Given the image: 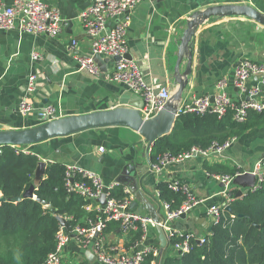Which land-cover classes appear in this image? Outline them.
I'll return each instance as SVG.
<instances>
[{"label": "crops", "instance_id": "obj_1", "mask_svg": "<svg viewBox=\"0 0 264 264\" xmlns=\"http://www.w3.org/2000/svg\"><path fill=\"white\" fill-rule=\"evenodd\" d=\"M38 1L55 8L66 21V26L57 37L0 30V130L24 129L39 124L37 113L47 106L53 108L55 118H60L75 113L128 108L141 101L125 86L107 80L113 62L104 63L101 67L105 72L101 71L98 77L79 69L76 58L90 54L91 38L77 16L79 7L89 0ZM3 2L9 6L13 0ZM245 2L251 3L250 0H140L127 13V55L137 62L155 89L167 87L173 93L175 42L181 36L187 16L211 5ZM73 11L77 14L72 26L68 27L66 16ZM72 41L76 42L75 46ZM34 53L40 58L34 59ZM242 59L264 64V27L243 17L213 18L198 27L193 38L192 71L181 106L195 98L214 97L218 92L217 83L221 80L226 83L225 92L230 101L236 104L240 94L234 85V64ZM30 76L36 77L35 90L26 95ZM257 83L258 78H252L247 85L251 87ZM24 97L34 108L27 115L18 111L19 102ZM260 97H264V90ZM25 148L28 154L46 162V166L48 163L76 166L96 173L104 184L118 183L119 189L128 196L129 209L132 205L130 210L142 216L163 218L166 212L157 186L159 183L178 182L201 203L193 209L190 220L178 219L172 227L203 237L212 226L208 223L206 209L227 201L223 185L209 177L205 168L218 165L242 173L252 172L256 162L264 159V121L234 138L221 154L205 159L195 156L168 165L160 173L150 169L147 144L143 138L128 128L91 130ZM100 148L104 151L100 152ZM132 159L135 162L130 169L128 165ZM125 168L128 173L121 177ZM135 175L138 177L133 180ZM135 186L142 194L139 202L134 195ZM238 190L240 188L234 185L230 188L235 193ZM246 191L242 190V196ZM98 204L92 202L88 205V212H97ZM161 230L166 240L167 233ZM135 234H122L111 225L103 231L101 238L118 253H133L141 246L159 251L161 233L156 227L149 226L146 234L142 233L140 240L132 243ZM90 248L80 245L71 235L61 255V264H99L90 256L93 254Z\"/></svg>", "mask_w": 264, "mask_h": 264}, {"label": "built area", "instance_id": "obj_2", "mask_svg": "<svg viewBox=\"0 0 264 264\" xmlns=\"http://www.w3.org/2000/svg\"><path fill=\"white\" fill-rule=\"evenodd\" d=\"M140 0H95L91 2L84 10L80 11L79 19L84 31L91 38V51L89 55H82L76 58L79 69L98 77L101 75L99 66L94 61V56L102 58L117 57L118 61L113 62V68L107 75V80L113 83H119L125 86L133 94L137 95L143 101L141 115L145 119L152 118L170 99L171 91L167 87L155 89L154 85L145 77L137 62L127 57L128 48L126 43V34L129 26L127 17L128 11L136 7ZM108 23L110 26L108 27ZM66 26V21L55 9L48 7L38 0H13L12 4L6 6L3 0H0V30L13 31L32 34L36 36L57 37ZM75 46L76 42L72 41ZM34 59L40 58L37 53L33 55ZM252 78H258L255 86H248ZM35 76L28 78L26 86V95H30L35 90ZM225 81L217 83L218 92L213 97L211 103L209 97H199L192 100L189 104L182 105L180 113H214L221 117L225 114L227 108H235L234 119L237 122H244L249 111L257 113L264 112V97H260L264 90V64L254 63L246 59L239 61L234 69V85L240 94L239 101L234 104L230 101L225 92ZM34 108L26 97L22 98L18 105V111L22 115L33 112ZM39 123L55 119L54 110L51 106L41 109L38 113ZM234 141L230 139L223 144L213 143L206 150L192 148L186 153L177 155L164 154L160 156L157 163L151 164L150 169L154 173H160L168 165L187 161L195 156L210 158L212 155L221 154ZM18 152L28 154L25 146L17 147ZM100 152L104 149L100 148ZM256 178V183L249 191L258 189L264 180V163L258 160L251 172ZM207 174V173H206ZM242 174V172L236 175ZM219 181L224 189L223 195L227 196V201L223 205L215 204L209 206L205 214L212 225L218 224L224 214L225 208L232 202L230 188L232 180L236 176H210ZM79 176L82 181H74V177ZM119 184L112 182L104 184L99 175L92 171L85 170L76 166L65 167V188L68 194H75L84 201L96 202L102 194V189L106 188V204L104 207L98 206L97 212L101 218L95 224H89L86 228L75 227L67 231L65 227L60 226L55 236V250L50 253L43 264H61V255L71 235L75 236L80 245L90 246L95 260L99 264H143L148 255L158 257L159 251L152 247H143L136 249L133 253H118L116 249L107 246L101 235L110 223L118 225V232L129 234L140 230L144 235L147 228L160 227L165 230L167 243L171 236H177L183 239L174 246L177 254H183L189 251V240L195 239L199 243H204L205 238L196 237L192 233L174 230L172 225L179 219L181 214H192L201 201L195 199L189 190L178 182L168 184V188L175 192H182L187 199L176 211H170L169 206L163 203L166 214L158 222L151 217L142 216L129 209L128 196L124 200H118L111 195L118 188ZM124 193V192H123ZM125 194V193H124ZM97 203V202H96ZM98 204V203H97ZM99 205V204H98ZM90 207L87 205L86 209ZM63 218V217H62ZM231 219L234 217L231 215ZM66 221V218H64Z\"/></svg>", "mask_w": 264, "mask_h": 264}, {"label": "trees", "instance_id": "obj_3", "mask_svg": "<svg viewBox=\"0 0 264 264\" xmlns=\"http://www.w3.org/2000/svg\"><path fill=\"white\" fill-rule=\"evenodd\" d=\"M250 2L264 14V0ZM234 113L235 108L231 107L221 117L214 113H180L171 133L154 143L150 163H157L166 153L177 155L192 148L206 150L213 143L223 144L264 121V112L249 111L244 122H237ZM17 150L10 146L0 148V199H4L0 201V264H43L55 250V236L61 226L56 216L66 218L64 227L70 232L76 226L86 228L90 223L95 224L101 216L86 209L92 202L67 193L65 167L57 164H47L44 179L35 190L38 200L51 205L55 215L32 199L10 202L31 185L39 163L35 155ZM205 169L210 176L233 177L241 172L218 165ZM76 180L82 181L79 176L74 177ZM157 190L159 199L168 204L170 211L178 210L187 199L182 192L169 189L166 183H159ZM235 194L230 191L229 210L225 208L221 221L211 226L204 243L190 239L189 251L180 255L174 246L183 239L171 236L159 259L148 255L143 264H264V180L255 191L248 190L240 198H235ZM111 195L118 200L127 198L119 187ZM111 225L118 229L114 223L106 229ZM131 233H136L132 243L140 240V230Z\"/></svg>", "mask_w": 264, "mask_h": 264}, {"label": "water", "instance_id": "obj_4", "mask_svg": "<svg viewBox=\"0 0 264 264\" xmlns=\"http://www.w3.org/2000/svg\"><path fill=\"white\" fill-rule=\"evenodd\" d=\"M94 1L95 0H89L87 3L81 5L79 7V12L84 10L91 2ZM76 14L77 13L73 11V13L66 16V20L68 21V27L72 26ZM232 17H243L254 21L258 25L264 27V14L248 2L240 4L211 5L204 9L193 11L187 16L185 20V27L181 33V36L175 42L177 45L176 63L172 74V84L175 87V91L171 94L170 99L165 102L163 107L152 118L145 119L142 117V100L139 101V103L133 104L131 107L128 108L116 107L110 110L96 111L86 114L75 113L73 115L55 118L50 121L39 123L37 125L24 129L0 130V148L3 146L26 147L31 145H37L52 139L69 137L91 130H99L106 128H128L136 132L140 137L143 138L144 142L147 144L146 153L149 156L154 143L160 138L167 136L171 133L174 128L175 121L179 116L178 110L181 107L183 93L187 89L189 76L191 75L192 71L191 67L193 55V38L198 27L202 26L205 22L213 18L224 19ZM127 57L131 58L130 55H127ZM94 61L100 67V70L102 72H105L101 66L104 63L116 62L118 61V58H102L96 55L94 56ZM184 62L185 67L183 69L182 65ZM238 64L239 61L234 64V67H236ZM210 101L211 103H213V97H210ZM134 162L135 159H132L129 162L128 168L132 169L131 165ZM45 167L46 162L39 161L37 168L34 172V178L31 185L26 191L23 192L21 196L11 198L9 201L18 203L24 199H32L34 201L40 202L42 205L50 209L52 215H55L56 211L51 205L39 201L38 198L35 196L36 188L44 179ZM126 168L123 170L121 177L128 173V169ZM137 177L138 175H135V177H133V180ZM142 180L143 178L140 181V186L142 185ZM255 183L256 178L251 172H244L242 174L236 175L232 180V185L239 187L240 190L236 192L235 198L242 197V190H250L254 187ZM138 189V186L134 187V195L136 197V202L141 201L139 197L142 195ZM105 194L106 188L104 187L102 189V194L96 200V202L99 203L101 207H104V205L106 204ZM0 201L4 202V199L1 198ZM132 207L133 206L131 205L130 209ZM226 209L229 210V207L227 206ZM151 218L156 222L160 220L159 217ZM56 219L62 227L65 225L64 218L56 216ZM179 219L190 220V214H181ZM208 220V223H210V219ZM156 228L161 233V245L158 253L159 259V256L163 253L168 243L164 238L161 228ZM208 232H211V228L208 229ZM142 248L143 247H139L138 249L140 250ZM90 256H92V259H95L92 253H90Z\"/></svg>", "mask_w": 264, "mask_h": 264}]
</instances>
